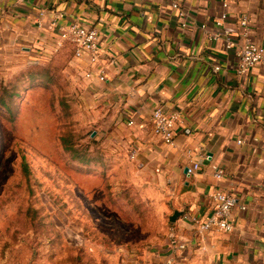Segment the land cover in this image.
Masks as SVG:
<instances>
[{
  "label": "crops",
  "instance_id": "0c3cea01",
  "mask_svg": "<svg viewBox=\"0 0 264 264\" xmlns=\"http://www.w3.org/2000/svg\"><path fill=\"white\" fill-rule=\"evenodd\" d=\"M227 9L239 42L264 45V0H229ZM223 10V0H0L2 60L53 54L60 25L72 20L98 27L100 59L73 51L70 75L91 119L112 127L117 147L136 146L132 160L154 191L160 187L183 211L135 264H264V63L238 74L235 50L208 37ZM60 11L65 16L54 25ZM87 70L106 78H88ZM159 105L182 116L173 144L154 131ZM193 161L200 167L189 173ZM217 189L237 199L234 227L200 231L185 214L207 218Z\"/></svg>",
  "mask_w": 264,
  "mask_h": 264
},
{
  "label": "rangeland",
  "instance_id": "374dc122",
  "mask_svg": "<svg viewBox=\"0 0 264 264\" xmlns=\"http://www.w3.org/2000/svg\"><path fill=\"white\" fill-rule=\"evenodd\" d=\"M72 56L0 58V264H135L171 224L173 197L91 119Z\"/></svg>",
  "mask_w": 264,
  "mask_h": 264
},
{
  "label": "built area",
  "instance_id": "2783aa9c",
  "mask_svg": "<svg viewBox=\"0 0 264 264\" xmlns=\"http://www.w3.org/2000/svg\"><path fill=\"white\" fill-rule=\"evenodd\" d=\"M173 5L179 8V4L174 2ZM224 10L218 15L214 21L215 28L208 30V37L212 40L222 39L225 42L226 48L234 49L238 57V74L246 73L251 67L258 63H264V45L253 42L247 39L244 42H239L228 27L226 21L229 17L228 6L229 0H223ZM180 14H184L183 9L179 8ZM65 16V13L60 11L53 19V24L56 25L58 20ZM239 22L243 26H247L249 18L247 14L239 16ZM185 25V23H183ZM202 27L206 29V23L202 24ZM66 41H70L74 46V55L81 57L84 54H88L89 60L94 63L101 57V43H100V31L98 27L93 25H87L77 20H72L64 25H60V40L59 46H63ZM221 66L216 64L215 70H219ZM101 70L94 74L92 70H87L85 75L88 78L93 76L98 77L100 80H105V75ZM152 121L154 125V131L160 135L162 139L173 144L176 139V128L179 122H182V116L178 111L169 112L165 110L162 105L157 106L152 111ZM132 122V121H131ZM242 142V139L238 140ZM137 147H131L130 156L136 158ZM200 167L199 161H193L188 166V172H195ZM224 168L218 167L215 171V175L221 178L224 175ZM214 200L213 211L207 218L201 219L197 215L185 214L186 217L192 219L197 223L200 231L207 229H218L222 231H231L234 224L231 220L233 208L237 205L236 197L222 189H217L212 193ZM244 208V206H243ZM185 246L181 244V247Z\"/></svg>",
  "mask_w": 264,
  "mask_h": 264
},
{
  "label": "water",
  "instance_id": "95a60500",
  "mask_svg": "<svg viewBox=\"0 0 264 264\" xmlns=\"http://www.w3.org/2000/svg\"><path fill=\"white\" fill-rule=\"evenodd\" d=\"M96 134V132L95 131H93L92 132V135H95ZM188 170V167L186 168V171ZM182 210H180V209H174V212L170 215V220L173 222V221H176L177 220V218L182 214Z\"/></svg>",
  "mask_w": 264,
  "mask_h": 264
},
{
  "label": "trees",
  "instance_id": "16d2710c",
  "mask_svg": "<svg viewBox=\"0 0 264 264\" xmlns=\"http://www.w3.org/2000/svg\"><path fill=\"white\" fill-rule=\"evenodd\" d=\"M66 42H67V41H66ZM66 42H65V43H66ZM68 42H69V44H71V45H72V48H73V51H74V46H73V44H72L70 41H68ZM65 43H64V44H65ZM23 164H24L25 166H28V164H27V162H26V161H24V162H23Z\"/></svg>",
  "mask_w": 264,
  "mask_h": 264
}]
</instances>
